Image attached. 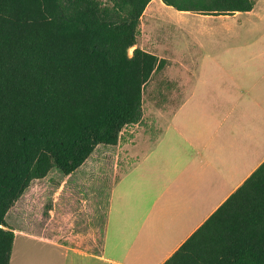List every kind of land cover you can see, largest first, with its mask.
Masks as SVG:
<instances>
[{
    "label": "trees",
    "instance_id": "trees-1",
    "mask_svg": "<svg viewBox=\"0 0 264 264\" xmlns=\"http://www.w3.org/2000/svg\"><path fill=\"white\" fill-rule=\"evenodd\" d=\"M152 1L0 0V264L15 236L6 215L30 184L73 174L141 120L143 88L164 64L136 47ZM161 2L205 16L254 4ZM163 264H264V162Z\"/></svg>",
    "mask_w": 264,
    "mask_h": 264
},
{
    "label": "crops",
    "instance_id": "crops-1",
    "mask_svg": "<svg viewBox=\"0 0 264 264\" xmlns=\"http://www.w3.org/2000/svg\"><path fill=\"white\" fill-rule=\"evenodd\" d=\"M169 44L157 70L168 80L151 85L153 72L139 123L102 146L122 145L129 166L109 192L100 246L12 229L9 264H163L264 162V0L203 16Z\"/></svg>",
    "mask_w": 264,
    "mask_h": 264
},
{
    "label": "rangeland",
    "instance_id": "rangeland-1",
    "mask_svg": "<svg viewBox=\"0 0 264 264\" xmlns=\"http://www.w3.org/2000/svg\"><path fill=\"white\" fill-rule=\"evenodd\" d=\"M203 16L178 12L161 0H153L141 17L136 47L164 57V63L168 64L170 41L176 34L184 37L187 32L200 30ZM182 19L189 23H176ZM168 75V72L157 71L151 85L168 80ZM127 154L122 145L115 154L101 146L87 159L82 170L67 177L52 170L44 179L33 181L17 206L6 215L8 226L52 242L70 238L77 241L83 235L100 246L107 198L129 166ZM96 161L100 164L94 168Z\"/></svg>",
    "mask_w": 264,
    "mask_h": 264
}]
</instances>
